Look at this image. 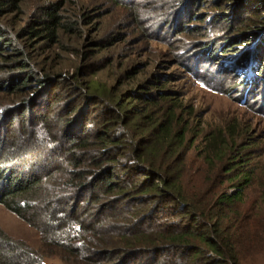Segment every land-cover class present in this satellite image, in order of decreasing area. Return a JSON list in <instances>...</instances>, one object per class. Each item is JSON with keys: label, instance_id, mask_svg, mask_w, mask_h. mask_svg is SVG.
<instances>
[{"label": "trees", "instance_id": "1", "mask_svg": "<svg viewBox=\"0 0 264 264\" xmlns=\"http://www.w3.org/2000/svg\"><path fill=\"white\" fill-rule=\"evenodd\" d=\"M22 1L0 0V203L38 230L42 246L0 227V264H242L264 235L239 209L257 176L248 149L258 139L237 144L234 128L210 131L202 149L210 177L191 184L188 110L167 88L178 75L123 92L90 77L105 66L91 70L94 50L81 51L72 73L38 68L36 58L77 22L51 3L14 30L2 18ZM235 1L233 39H252L264 63V0ZM223 21L230 27L232 13Z\"/></svg>", "mask_w": 264, "mask_h": 264}, {"label": "rangeland", "instance_id": "2", "mask_svg": "<svg viewBox=\"0 0 264 264\" xmlns=\"http://www.w3.org/2000/svg\"><path fill=\"white\" fill-rule=\"evenodd\" d=\"M235 2L23 0L19 10L2 20L17 30L43 16L42 6L60 3L64 20L77 22L74 33L65 32L61 42L46 48L36 58L38 68L53 67L55 71L72 73L83 63L81 51L94 50L98 53L89 61L94 64L91 70L105 66L90 77L123 92L156 74L167 82L170 79L167 75L175 72L178 79L167 82V88L178 92L187 108L188 137L195 139L187 157L190 169L187 180L200 184L210 177L202 153L210 131L222 128L230 132L234 128L237 144L258 139L248 149V169H254L257 176L239 209L249 218L251 228L264 229V74L258 73L261 67L260 71L264 72V63L258 62L259 46L252 50V39H233L241 34L239 13L233 11ZM230 12L232 25L229 27L223 19ZM218 14L223 17L217 20ZM242 56L246 62L238 67L237 59ZM134 68L136 74H133ZM7 145L15 155L18 149L8 142ZM8 151V148L2 151L1 162ZM227 189L235 191L232 185ZM0 227L13 240L35 248L42 246L38 230L1 203ZM257 239V246L245 254L242 264H264V235ZM46 264H61V261L58 257H49Z\"/></svg>", "mask_w": 264, "mask_h": 264}]
</instances>
